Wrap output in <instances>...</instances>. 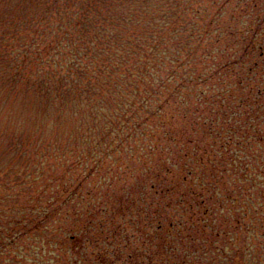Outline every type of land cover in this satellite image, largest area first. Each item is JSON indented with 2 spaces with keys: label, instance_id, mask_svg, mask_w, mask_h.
<instances>
[{
  "label": "trees",
  "instance_id": "16d2710c",
  "mask_svg": "<svg viewBox=\"0 0 264 264\" xmlns=\"http://www.w3.org/2000/svg\"><path fill=\"white\" fill-rule=\"evenodd\" d=\"M6 65L0 264H204L264 182V0H0Z\"/></svg>",
  "mask_w": 264,
  "mask_h": 264
},
{
  "label": "rangeland",
  "instance_id": "374dc122",
  "mask_svg": "<svg viewBox=\"0 0 264 264\" xmlns=\"http://www.w3.org/2000/svg\"><path fill=\"white\" fill-rule=\"evenodd\" d=\"M238 19V18H237ZM235 18L233 23L237 22ZM238 24V22H237ZM5 69H0L1 73H10V67L5 66ZM2 80L0 78V87ZM19 99L14 98V102ZM13 98L11 100L4 98L3 93L0 96V107L7 106L11 112ZM16 103V102H15ZM7 112V110H6ZM5 112V113H6ZM3 115H0V126L4 123ZM57 182V181H56ZM197 182H184L179 184V189H186L187 185H195ZM221 194H226L229 190L232 191V199L225 198L220 195L222 208L218 211L217 223L221 226V231L226 229V232H221L218 236L213 237L216 240L210 250L206 251L207 255L204 259V264H264V182H257L255 185L251 182H219ZM222 183V184H221ZM56 207V204L54 205ZM63 211L57 213L52 219L55 225L60 224L63 218L60 216ZM209 232V228H206ZM205 229V230H206ZM36 231L26 232L20 239L19 245L14 248L21 249L22 257L19 262L12 264H48L50 254L47 253L52 243H47L45 240H40V236L44 238V232ZM35 234V235H34ZM204 238V246L209 247L212 236L207 233ZM43 245L44 248H38ZM35 246L36 256L29 253ZM59 244H55L58 248ZM224 247V251L222 250ZM62 254L61 250H57ZM34 260H33V259ZM4 264L7 262L4 261Z\"/></svg>",
  "mask_w": 264,
  "mask_h": 264
}]
</instances>
